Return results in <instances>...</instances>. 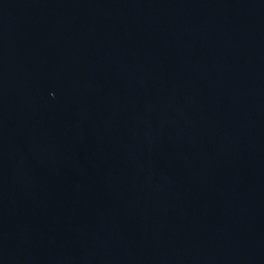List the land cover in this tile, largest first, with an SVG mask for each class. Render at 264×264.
<instances>
[{
	"label": "water",
	"instance_id": "obj_1",
	"mask_svg": "<svg viewBox=\"0 0 264 264\" xmlns=\"http://www.w3.org/2000/svg\"><path fill=\"white\" fill-rule=\"evenodd\" d=\"M0 264H264V0H0Z\"/></svg>",
	"mask_w": 264,
	"mask_h": 264
}]
</instances>
